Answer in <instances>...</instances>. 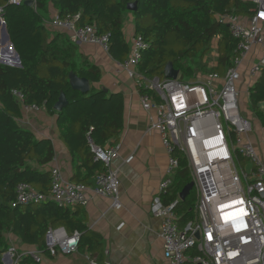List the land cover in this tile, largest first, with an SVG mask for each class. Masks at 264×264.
<instances>
[{"label":"trees","instance_id":"obj_1","mask_svg":"<svg viewBox=\"0 0 264 264\" xmlns=\"http://www.w3.org/2000/svg\"><path fill=\"white\" fill-rule=\"evenodd\" d=\"M131 2L136 3L134 34L148 43L138 71L163 79L164 66L171 62L179 71L178 79L184 82L194 79L197 71L205 75L222 73L231 65L236 40L218 15L233 12L248 16L255 11L250 0H33L30 6L0 0L8 40L20 60L18 66L0 64V264L8 245L6 235L50 256L45 250V235L49 228L59 226L68 233L79 232L78 252L103 261V238L88 228L81 205L62 207L52 200L28 206L15 203V186L19 182L48 194L47 167L54 158L51 139H38L19 124L24 115L21 101L37 104L53 114L58 96L65 95L68 103L56 113V126L75 165L71 181L91 185L93 177L106 169L102 161L93 160L91 148L103 149L117 141L124 127V97L120 92L108 94L95 87L101 77L99 67L78 52L63 29L51 25L55 29L50 30L44 18L49 7L61 19L78 14L77 26L89 24L99 34H110L108 53L121 62L129 52L122 28L126 6ZM213 43L215 63H202ZM70 74L86 78L91 84L89 92L73 90ZM247 94L250 109L262 121L264 71L248 87ZM172 156L178 165L160 200L163 204L177 200V223L183 226L193 217L195 191L192 189L184 200H179L180 191L192 179L183 153L173 149ZM195 253L190 251L191 255ZM20 264L37 263L31 257H22Z\"/></svg>","mask_w":264,"mask_h":264},{"label":"built area","instance_id":"obj_2","mask_svg":"<svg viewBox=\"0 0 264 264\" xmlns=\"http://www.w3.org/2000/svg\"><path fill=\"white\" fill-rule=\"evenodd\" d=\"M24 1L8 3L19 5ZM250 1L255 8L252 15H218L236 40L231 65L222 74L212 72L186 82L147 77L137 69L148 47L141 35L132 36L126 59L116 61L117 71H124L141 91V107L154 112L150 128H158L168 154L166 176L150 209L160 219L163 256L170 264H264V148L258 153L249 138L252 124L240 113L236 87L243 74L249 78V87L256 79L254 75L264 71V0ZM2 12L0 7V32L5 28ZM78 16L61 19L55 15L48 24L63 29L74 43L96 45L108 53L110 34H99L89 24L77 26ZM249 53L252 61L243 70L241 66ZM19 61L10 43H0V64L18 66ZM15 95L21 98L19 93ZM40 108L21 101L23 114ZM118 149L116 143L103 149L92 146L93 160L102 161L106 169L93 177L91 185L64 180L55 165L50 169L48 194L19 182L15 186V203L28 206L52 200L72 208L85 206L91 192L109 198L111 206L117 208L120 182L111 164ZM173 149L185 156L195 191L193 217L183 226L177 223V200L168 204L160 200L178 165ZM242 162L249 166H242ZM79 237L78 231L68 233L62 226L49 228L45 250L50 256L71 254L77 251ZM191 250L196 253L191 255ZM42 256L36 247L8 241L2 264H20L22 257L39 263ZM85 258L88 264H116L100 262L96 256Z\"/></svg>","mask_w":264,"mask_h":264},{"label":"crops","instance_id":"obj_3","mask_svg":"<svg viewBox=\"0 0 264 264\" xmlns=\"http://www.w3.org/2000/svg\"><path fill=\"white\" fill-rule=\"evenodd\" d=\"M55 15L56 10L49 7L44 21L50 30L55 29L48 25ZM124 17L132 23L130 40L126 39L130 50L131 38L135 35L133 12L127 10ZM0 43H9L3 32H0ZM75 44L78 52L100 69V80L94 86L104 89L108 94L122 93L125 105L124 127L115 142L119 149L111 164L117 171L120 182L119 206L114 208L109 198L89 192L88 203L82 206L85 223L89 229L100 233L103 238V261L116 264H170L163 256V242L159 236L160 219L154 216L150 209L152 199L158 194L159 184L166 176L168 159L158 128H150V116H153L154 112H147L141 107L139 100L141 91L124 71H117L116 60L108 53L96 45ZM252 58V53L246 56L243 70ZM56 113L54 111L52 114L41 107L37 112L24 114L19 124L32 131L38 139H51L54 145V158L47 168L50 170L57 165L63 179L71 181L75 165L64 143L59 139ZM262 150L258 149V153ZM6 240L24 246L10 234L6 235ZM37 264L88 263L85 255L76 251L68 255H43Z\"/></svg>","mask_w":264,"mask_h":264},{"label":"rangeland","instance_id":"obj_4","mask_svg":"<svg viewBox=\"0 0 264 264\" xmlns=\"http://www.w3.org/2000/svg\"><path fill=\"white\" fill-rule=\"evenodd\" d=\"M176 1V0H175ZM132 21V19H131ZM123 32L124 35L126 36V39L129 41L130 36H131V31H132V23L127 21V17H124V22H123ZM215 56H216V51H215V46L214 43L212 44V47L210 51L205 54L202 58V63H208L212 65L213 62H215ZM244 63L241 66V69L244 67ZM242 72V70H241ZM197 78H201L203 75L202 72L197 71L196 73ZM260 74L254 75L253 79L257 78ZM248 81L249 78L247 74H243L241 76V79L236 82V87L238 91V106L240 113L245 116L252 124V130L249 133V138L258 152V149H263L264 147V102L260 104V107L262 109V121L255 115V113L250 109L249 106V100H248V94H247V87H248ZM242 166L248 167L249 164L247 162H242Z\"/></svg>","mask_w":264,"mask_h":264},{"label":"water","instance_id":"obj_5","mask_svg":"<svg viewBox=\"0 0 264 264\" xmlns=\"http://www.w3.org/2000/svg\"><path fill=\"white\" fill-rule=\"evenodd\" d=\"M24 4L30 6L33 4V0H25ZM126 9L128 11L135 12L136 3L135 2L128 3L126 6ZM3 35L5 39L8 40V35H7L5 28H3ZM178 75H179V71L177 69H174L171 62H167L163 69V77L170 78V79H176ZM69 84L73 90H76L82 94H86L90 90L89 81L86 78L77 77L74 74L69 75ZM67 103H68V100L66 99L65 95L63 93H60L56 102L53 104V110L56 112H60L67 105ZM192 189H193V182L190 181L180 191L179 199L184 200Z\"/></svg>","mask_w":264,"mask_h":264}]
</instances>
